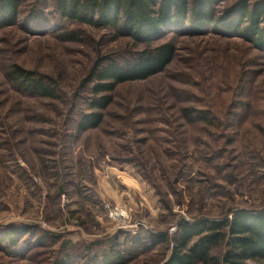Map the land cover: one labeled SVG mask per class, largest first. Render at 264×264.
Returning a JSON list of instances; mask_svg holds the SVG:
<instances>
[{
    "label": "rangeland",
    "instance_id": "1",
    "mask_svg": "<svg viewBox=\"0 0 264 264\" xmlns=\"http://www.w3.org/2000/svg\"><path fill=\"white\" fill-rule=\"evenodd\" d=\"M19 1L15 25L0 29V229H28L38 244L0 252V264H100L114 242L130 252L125 264H162L170 244L141 250L128 239L264 210V49L249 36L165 32L169 66L119 85L101 124L78 134L97 61L142 47L61 20L54 0ZM12 65L54 78L62 99L22 93L6 78Z\"/></svg>",
    "mask_w": 264,
    "mask_h": 264
},
{
    "label": "trees",
    "instance_id": "2",
    "mask_svg": "<svg viewBox=\"0 0 264 264\" xmlns=\"http://www.w3.org/2000/svg\"><path fill=\"white\" fill-rule=\"evenodd\" d=\"M226 1L54 0V13L61 20L107 31L114 40L127 38L142 47L122 60L102 58L97 61L85 81L89 86V112L80 115L75 131L82 134L101 124L103 112L112 103V93L119 85L145 81L169 66L176 46L170 41L158 43L165 32L177 33L188 28L202 34L220 29L229 34L243 33L264 49V0H235L219 11V5ZM19 6V0H0V29L15 25ZM64 40H75V37L70 34L64 36ZM6 78L29 96L62 99L57 81L47 75L12 65ZM189 111L188 118L197 117V112ZM27 230L11 226L0 229V252L13 255L11 251L19 245H26L29 251L34 248L37 241L30 244L25 240ZM124 241L120 245H126ZM128 243L141 250L170 244V254L162 264H264V210H241L213 220H180L170 239L163 234L138 235L128 239ZM119 248L114 242L99 263L125 264L131 258L125 254L130 252ZM64 258L53 264H72L68 256ZM97 261L91 263L97 264Z\"/></svg>",
    "mask_w": 264,
    "mask_h": 264
},
{
    "label": "built area",
    "instance_id": "3",
    "mask_svg": "<svg viewBox=\"0 0 264 264\" xmlns=\"http://www.w3.org/2000/svg\"><path fill=\"white\" fill-rule=\"evenodd\" d=\"M124 214H126V212L125 211H123V210H121L120 212H119V214H115V215H111L112 217H124Z\"/></svg>",
    "mask_w": 264,
    "mask_h": 264
}]
</instances>
